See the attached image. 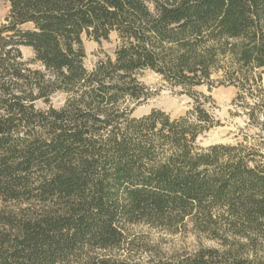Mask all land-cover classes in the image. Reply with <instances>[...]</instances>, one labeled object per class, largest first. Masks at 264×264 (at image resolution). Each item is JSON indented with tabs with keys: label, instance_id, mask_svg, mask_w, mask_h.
<instances>
[{
	"label": "trees",
	"instance_id": "trees-1",
	"mask_svg": "<svg viewBox=\"0 0 264 264\" xmlns=\"http://www.w3.org/2000/svg\"><path fill=\"white\" fill-rule=\"evenodd\" d=\"M0 1V264H264V0ZM112 33L89 70L84 37ZM147 71L191 111L133 116ZM221 86L246 126L203 147L220 122L195 89ZM137 223L217 245L166 258Z\"/></svg>",
	"mask_w": 264,
	"mask_h": 264
},
{
	"label": "rangeland",
	"instance_id": "rangeland-1",
	"mask_svg": "<svg viewBox=\"0 0 264 264\" xmlns=\"http://www.w3.org/2000/svg\"><path fill=\"white\" fill-rule=\"evenodd\" d=\"M8 13V7L0 1V26L4 23ZM84 48L86 51V67L91 70L99 59L105 55H113L119 40L116 33H112L107 40L95 41L84 37ZM25 60L33 58V53L28 48H22ZM142 83L149 89L153 96L136 107L133 116L141 117L148 114L152 109H160L172 118L185 116L193 107V99L165 83L159 76L152 72H145L141 77ZM199 93L210 96L212 99V113L220 126L200 137L198 143L203 147L214 144H235L241 140V132L244 131L246 122L242 116H237V109L233 106L237 90L231 86H221L208 91L207 87L195 89ZM65 100L62 94H56L52 98L55 108H60ZM39 108L45 107L39 103ZM252 133V132H250ZM11 205H15L12 203ZM130 238L139 247H151L161 256L169 258L185 253H192L200 247H212L217 244L193 230L191 226L177 232L164 228L154 227L144 223L131 224L127 226Z\"/></svg>",
	"mask_w": 264,
	"mask_h": 264
}]
</instances>
